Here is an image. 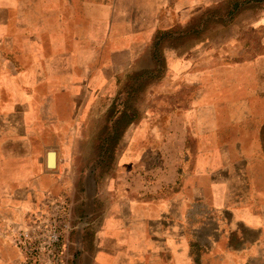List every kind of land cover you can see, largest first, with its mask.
Returning <instances> with one entry per match:
<instances>
[{
	"label": "crops",
	"instance_id": "obj_1",
	"mask_svg": "<svg viewBox=\"0 0 264 264\" xmlns=\"http://www.w3.org/2000/svg\"><path fill=\"white\" fill-rule=\"evenodd\" d=\"M227 1L0 0V264H20L8 229L60 196L71 264H264V47L244 39L247 11L219 27L233 38L167 52L121 129L122 78L156 34Z\"/></svg>",
	"mask_w": 264,
	"mask_h": 264
},
{
	"label": "rangeland",
	"instance_id": "obj_2",
	"mask_svg": "<svg viewBox=\"0 0 264 264\" xmlns=\"http://www.w3.org/2000/svg\"><path fill=\"white\" fill-rule=\"evenodd\" d=\"M239 2L238 8L240 11H247L242 15H238L237 22H250V29L245 31L244 39L248 42L251 53H256L264 47V0H230L221 4L203 7L197 11V15L187 20L184 24L178 25L171 30V35L167 36L163 43V52H154L148 54L138 62L137 71L131 69V73L122 78V90L126 89V85L131 83V75L134 73H143L153 71V78L166 73L167 68V52L177 54L186 53L195 41L206 39H221L226 40L233 38L234 30L220 29L221 22L228 13L230 3ZM235 19V20H236ZM234 20V21H235ZM243 20V21H242ZM156 37V36H155ZM219 42V41H218ZM145 101V98L140 96L139 102ZM69 246V254L71 253ZM68 263L71 264V259L68 256Z\"/></svg>",
	"mask_w": 264,
	"mask_h": 264
},
{
	"label": "built area",
	"instance_id": "obj_3",
	"mask_svg": "<svg viewBox=\"0 0 264 264\" xmlns=\"http://www.w3.org/2000/svg\"><path fill=\"white\" fill-rule=\"evenodd\" d=\"M72 206L66 196L51 197L8 235L20 254V264H67L74 231Z\"/></svg>",
	"mask_w": 264,
	"mask_h": 264
},
{
	"label": "trees",
	"instance_id": "obj_4",
	"mask_svg": "<svg viewBox=\"0 0 264 264\" xmlns=\"http://www.w3.org/2000/svg\"><path fill=\"white\" fill-rule=\"evenodd\" d=\"M240 6L239 2L230 3L228 13L224 17V21L221 22V25L227 26L231 24L237 16L242 12L238 10ZM171 35V30L169 31H160L156 34L154 40V52L160 53L163 52V43L167 36ZM153 78L154 72H143V73H134L131 75V83L126 85V89H123L121 95V104L123 106V112L121 116V129H123L130 124L131 121L139 117V113L134 106L138 104L139 98L144 93L145 89L156 81L160 80L163 75ZM132 109V110H131ZM131 110V112H129Z\"/></svg>",
	"mask_w": 264,
	"mask_h": 264
},
{
	"label": "water",
	"instance_id": "obj_5",
	"mask_svg": "<svg viewBox=\"0 0 264 264\" xmlns=\"http://www.w3.org/2000/svg\"><path fill=\"white\" fill-rule=\"evenodd\" d=\"M75 262H77V257L75 256Z\"/></svg>",
	"mask_w": 264,
	"mask_h": 264
}]
</instances>
